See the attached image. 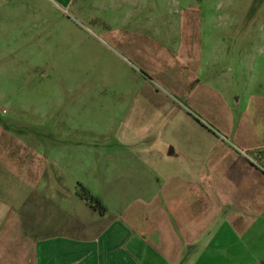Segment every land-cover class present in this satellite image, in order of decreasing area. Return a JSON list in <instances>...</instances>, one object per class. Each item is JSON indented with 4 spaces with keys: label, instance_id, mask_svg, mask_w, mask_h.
<instances>
[{
    "label": "rangeland",
    "instance_id": "1",
    "mask_svg": "<svg viewBox=\"0 0 264 264\" xmlns=\"http://www.w3.org/2000/svg\"><path fill=\"white\" fill-rule=\"evenodd\" d=\"M250 140L264 145V0H0V228L24 232L43 183L48 212L52 184L78 183L115 213L107 152L172 149L151 168L188 178L211 150L253 159Z\"/></svg>",
    "mask_w": 264,
    "mask_h": 264
},
{
    "label": "crops",
    "instance_id": "2",
    "mask_svg": "<svg viewBox=\"0 0 264 264\" xmlns=\"http://www.w3.org/2000/svg\"><path fill=\"white\" fill-rule=\"evenodd\" d=\"M118 141L134 139L126 133ZM250 141L244 146L253 159L211 150L188 178L176 177L167 164L172 149L165 157L146 150L105 153L101 185L119 191L110 215L81 200L78 183L66 193L68 186L52 184L51 197L62 201L48 212V185L40 181L45 195L38 217H15L24 232H13L6 221L0 228V264H264V145ZM158 158L167 163L153 170ZM1 170L12 175L18 168Z\"/></svg>",
    "mask_w": 264,
    "mask_h": 264
},
{
    "label": "trees",
    "instance_id": "3",
    "mask_svg": "<svg viewBox=\"0 0 264 264\" xmlns=\"http://www.w3.org/2000/svg\"><path fill=\"white\" fill-rule=\"evenodd\" d=\"M78 189L79 190L77 192V196L81 200L86 202L90 206V208L98 212L99 215H103L106 212L105 207L100 203V201L97 198L90 195V193L80 185H78Z\"/></svg>",
    "mask_w": 264,
    "mask_h": 264
}]
</instances>
